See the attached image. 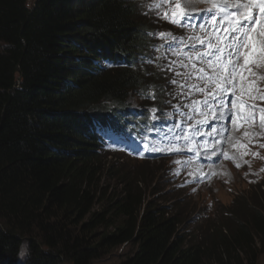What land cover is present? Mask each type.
<instances>
[{"label":"trees","instance_id":"1","mask_svg":"<svg viewBox=\"0 0 264 264\" xmlns=\"http://www.w3.org/2000/svg\"><path fill=\"white\" fill-rule=\"evenodd\" d=\"M140 8L0 0V264L24 245L29 264H103L113 255V264H264V178L257 197L200 237L168 186L141 170L104 178L114 139L106 128L147 132L140 118H120L124 102L160 86L153 35L162 30ZM109 155L117 168L127 161Z\"/></svg>","mask_w":264,"mask_h":264},{"label":"rangeland","instance_id":"2","mask_svg":"<svg viewBox=\"0 0 264 264\" xmlns=\"http://www.w3.org/2000/svg\"><path fill=\"white\" fill-rule=\"evenodd\" d=\"M135 4L138 2L141 4V12H145L149 18H154L155 22V31H161L159 34L155 36L156 39L165 40L168 36H173L176 40L173 46L170 48L173 58L176 60L190 61V50L188 46L184 48V53L179 50L177 46H175L176 41L181 40V42H194L195 34L187 30L180 23L174 24L171 23V10L175 7V2L177 0H164V6L159 9L153 8L152 5L160 2V0H130ZM192 0L191 3H188V7L186 11L188 14H198L206 15L201 17V21L199 23L200 29L202 30V39L205 43L210 38H214V33L216 30L213 28L210 22V14L207 11L212 7L211 4H206L208 0ZM241 2V1H238ZM168 12L169 17L166 19L162 15L163 13ZM219 15V13H217ZM207 20V21H206ZM203 21V22H202ZM206 21V22H205ZM161 33L164 35L162 36ZM179 53L183 55L181 58ZM200 60L199 57L195 59V61ZM178 68V70H177ZM181 68L180 65H176V67L172 70L169 76V82L173 79H179L182 74H180L179 70ZM159 69L158 73L160 74V79H158V83L160 86H155L151 84L152 89L149 92L154 94L160 93L162 89H166L164 92V105L166 100H172L171 96V86L167 83V70H163L162 66H159L155 63V70ZM251 73H255V77H253V83L259 87L261 90V94H264V66L261 68L252 67ZM154 86V87H153ZM140 96V95H139ZM150 95L140 96L142 99H149ZM247 104H258V101L264 105V101H261L259 98L253 99L252 97L244 94L243 99ZM168 101V102H169ZM145 102L140 100L138 96L132 94L129 98L128 108L129 111H139L144 110ZM247 113H245L246 115ZM163 117V116H162ZM155 119V124L153 127H156V124L161 120V118ZM147 123V122H146ZM151 127V131L153 130ZM253 130V131H252ZM250 132L253 134L256 145H251L248 148H244L243 150L247 153V157L251 158L256 152V158L253 161L254 167L252 169H244L241 173L245 176L242 180V174H239V179L237 178V182H223L221 180L215 179L209 183L198 185H191L187 182V177L185 171L190 168V163L187 157H182L179 154L182 152H174V144L164 143L162 142L159 145L158 139L160 136H155L153 138H147L146 140L152 144L150 148V155H146L143 157H138L127 153L122 148L114 145L108 150L103 151L102 155V165L105 167L104 178L115 180L117 179L113 175L121 173L122 175H137L142 176V172L151 180H153V184L158 181V186L166 189L165 186H168L171 190L169 196L171 197V202L176 204V210L180 209L183 213V216L190 215L191 219L187 222V226L189 230L195 234V236L200 237L203 233H206L209 227H214V224L221 225L225 223L224 213H228L229 209H236L239 204H242V201L249 196L257 197V188L258 183L262 181L264 178V130L262 129H252ZM258 130V131H257ZM261 130V131H260ZM166 138L165 136H162ZM113 154L116 156L122 157V159L126 158V162L122 165L121 168L115 167L117 164L116 160L108 157H104V155ZM148 156V157H147ZM145 158H148L147 160ZM121 159V160H122ZM219 159L228 162H219L215 165V172L217 169H221L223 172H232V166L235 168H240L241 164L234 159L232 162L228 157L224 154L219 155ZM238 166V167H236ZM141 170L138 174V171ZM155 180V181H154ZM250 182V185L245 184V182ZM176 197L180 200L177 202ZM181 214V213H180ZM230 215V214H229ZM131 246L128 245L125 247L119 248L115 251L114 254H120L128 249ZM26 248L25 245L22 247L21 254L17 255L11 264H29L28 258L26 257ZM264 260V257H260V262ZM118 261L116 255L111 257H107L101 261L103 264H113Z\"/></svg>","mask_w":264,"mask_h":264},{"label":"snow or ice","instance_id":"3","mask_svg":"<svg viewBox=\"0 0 264 264\" xmlns=\"http://www.w3.org/2000/svg\"><path fill=\"white\" fill-rule=\"evenodd\" d=\"M191 2L192 0H177L170 13V22L178 24L189 19L186 9ZM163 6L164 0L152 5L156 9ZM207 11L216 32L214 38L207 41L202 53L197 50L202 62L199 79L207 86L211 99L218 103L221 109H228L227 118L230 122H236L233 120L232 109L239 103L240 110L236 115L240 122L254 121L258 116L260 126L264 128V108L236 98L239 87L242 95L247 94L253 99L264 101V94H261L259 87L253 83L256 74L250 71L257 64L264 63V0H213L212 7ZM162 15L166 19L169 17L168 12ZM171 47L169 44V48ZM229 96L232 97L231 100L227 99ZM204 106L208 107L207 100ZM220 118H224L223 113Z\"/></svg>","mask_w":264,"mask_h":264},{"label":"bare ground","instance_id":"4","mask_svg":"<svg viewBox=\"0 0 264 264\" xmlns=\"http://www.w3.org/2000/svg\"><path fill=\"white\" fill-rule=\"evenodd\" d=\"M210 0H208L207 2H209ZM197 2H199V0L197 1ZM141 90H139L138 92L135 90V91H132L131 93H130V96L132 95V94H134V95H136V96H138V98L140 99V100H142L143 102H145L146 103V105L144 106V110H139V111H134V112H131V111H129V106H128V102H129V98H130V96L127 98V100L124 102V103H126V105H124V107H125V109H126V111L128 112V114H126V116L124 115H122L120 118H124V119H127V120H136V119H139V118H141L142 116H140V113H146V111H147V109H148V101L146 100V99H142V98H140V96H139V92H140ZM140 112V113H139ZM135 114H137V116L135 115ZM253 131V130H252ZM258 131V130H257ZM261 131V130H260ZM114 132V130H112L111 128H106V130H105V133L106 134H108V133H113ZM245 156V155H244ZM236 167H238V166H236ZM251 169H252V167H254V163L253 162H251V164H250V166H249ZM232 173H233V175L236 177V175H237V171L236 170H234V169H232Z\"/></svg>","mask_w":264,"mask_h":264}]
</instances>
